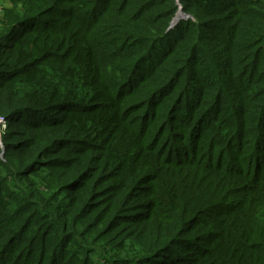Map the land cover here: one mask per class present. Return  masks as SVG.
<instances>
[{"label":"trees","instance_id":"1","mask_svg":"<svg viewBox=\"0 0 264 264\" xmlns=\"http://www.w3.org/2000/svg\"><path fill=\"white\" fill-rule=\"evenodd\" d=\"M0 264H264V0H5Z\"/></svg>","mask_w":264,"mask_h":264},{"label":"rangeland","instance_id":"2","mask_svg":"<svg viewBox=\"0 0 264 264\" xmlns=\"http://www.w3.org/2000/svg\"><path fill=\"white\" fill-rule=\"evenodd\" d=\"M6 6V3H5V0H0V13L2 11V8H3V5ZM178 4H181V0H179ZM181 15L183 16L184 18L182 20H190L191 19V16L189 14H187L184 9L182 8L181 10H178L176 15H175V18L173 20H175L177 18V15ZM172 24V23H171ZM3 129V128H2ZM2 129L0 128V135H1V132H2Z\"/></svg>","mask_w":264,"mask_h":264},{"label":"built area","instance_id":"3","mask_svg":"<svg viewBox=\"0 0 264 264\" xmlns=\"http://www.w3.org/2000/svg\"><path fill=\"white\" fill-rule=\"evenodd\" d=\"M179 2V0H177V3ZM178 5V10H181L183 8V5L182 3L181 4H177ZM177 10V11H178ZM173 23V22H172ZM0 128L2 129V132L5 131L7 128H6V119L4 117H1L0 116ZM1 132V134H2ZM1 136V135H0Z\"/></svg>","mask_w":264,"mask_h":264},{"label":"water","instance_id":"4","mask_svg":"<svg viewBox=\"0 0 264 264\" xmlns=\"http://www.w3.org/2000/svg\"><path fill=\"white\" fill-rule=\"evenodd\" d=\"M184 17L181 16V15H177V18L175 20H173V23L171 24L170 29H173L175 26H177V24L179 23V21H181ZM0 139H1V136H0Z\"/></svg>","mask_w":264,"mask_h":264}]
</instances>
